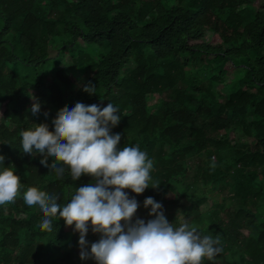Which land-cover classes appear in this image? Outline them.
I'll list each match as a JSON object with an SVG mask.
<instances>
[{
	"label": "trees",
	"instance_id": "1",
	"mask_svg": "<svg viewBox=\"0 0 264 264\" xmlns=\"http://www.w3.org/2000/svg\"><path fill=\"white\" fill-rule=\"evenodd\" d=\"M213 35L221 45L206 42ZM66 56L71 65L60 66ZM84 75L95 95L76 85ZM77 102L112 103L120 147L138 145L153 161L150 187L125 190L137 218H154L143 206L152 197L174 227L219 235L222 251L202 264H264V0H0V170L12 167L21 182L15 202L0 205V264H96L79 258L62 219L42 231L41 210L22 197L34 186L63 205L94 182L57 178L22 152V130H51ZM99 238L89 228V251Z\"/></svg>",
	"mask_w": 264,
	"mask_h": 264
},
{
	"label": "clouds",
	"instance_id": "2",
	"mask_svg": "<svg viewBox=\"0 0 264 264\" xmlns=\"http://www.w3.org/2000/svg\"><path fill=\"white\" fill-rule=\"evenodd\" d=\"M82 91L95 95V84L86 83ZM30 112L40 113L41 102L32 96ZM47 117L48 113L45 112ZM119 109L112 103L77 102L69 109L58 110L49 131L46 123L36 124L20 132L22 152L41 157L40 164L63 179L67 171L72 181L82 175L93 178L92 183L75 188L69 202L61 205L60 197L28 187L22 197L29 207L38 206L43 214L39 228L53 231V221L62 219L79 233V258H92L96 264H202L213 260L222 251L220 237L201 235L187 222L174 227L166 218L162 204L152 197L143 201L150 208L145 220L137 218L139 204L126 189L139 195L149 188L153 161L138 145L120 147L121 135L112 133L120 122ZM35 155V156H36ZM52 163L48 164V158ZM5 157L0 155V164ZM159 183L153 182L152 188ZM20 177L12 167L0 170V205L14 203L20 194ZM99 234L89 244L86 235Z\"/></svg>",
	"mask_w": 264,
	"mask_h": 264
},
{
	"label": "rangeland",
	"instance_id": "3",
	"mask_svg": "<svg viewBox=\"0 0 264 264\" xmlns=\"http://www.w3.org/2000/svg\"><path fill=\"white\" fill-rule=\"evenodd\" d=\"M255 1H256V5L258 7L262 6L263 0H255ZM206 42L211 44V45H214V46H218V45L222 44V40L220 39V37L218 35H213V36L208 37L206 39ZM69 58H70L69 56H66L64 62H62L60 64V66H63V67L64 66H68L69 67L71 65V62H70ZM49 70H52V68H49ZM69 70L75 76H78L80 74V71H81L80 69L75 68V67H70ZM52 77H54V75ZM87 79L88 78L85 75L81 76V77H76V80H77L76 81V85L81 87L82 85H84L86 83ZM164 97L166 99H169V100L175 98V96L173 95V92L165 93ZM50 128H51V130H49V131H52L53 126H51ZM38 156L39 155H36V157H38ZM188 163H189V168H190L189 174H190V176H192V174L196 171V165H195L194 160L192 158L189 159ZM174 197H175V195L169 196V198H174ZM181 204H183L184 208H180V209L177 210V214H178L179 217H183V215L186 213L185 210H187V207L189 205L188 201L183 200V199L181 200ZM209 205H210V203L206 204L205 208H207ZM203 209H204V207H203ZM73 228H74V225L73 226H67L66 231L68 232L69 237L71 239L75 240L76 243H78L79 233L78 232H74Z\"/></svg>",
	"mask_w": 264,
	"mask_h": 264
}]
</instances>
